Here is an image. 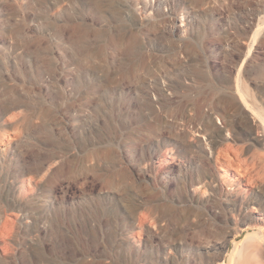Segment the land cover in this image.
<instances>
[{
	"label": "rangeland",
	"instance_id": "rangeland-1",
	"mask_svg": "<svg viewBox=\"0 0 264 264\" xmlns=\"http://www.w3.org/2000/svg\"><path fill=\"white\" fill-rule=\"evenodd\" d=\"M98 1L0 0V264L227 263L264 231L228 203L264 190V0H119L130 27Z\"/></svg>",
	"mask_w": 264,
	"mask_h": 264
},
{
	"label": "bare ground",
	"instance_id": "bare-ground-1",
	"mask_svg": "<svg viewBox=\"0 0 264 264\" xmlns=\"http://www.w3.org/2000/svg\"><path fill=\"white\" fill-rule=\"evenodd\" d=\"M98 6L101 9L108 10L111 13H113L116 23H118L121 26L130 27L134 24L133 23L134 16L132 17L130 15L128 9L126 8L127 5L122 3L121 1L119 0H99ZM169 78H170V74L167 71V72L161 73L160 77L157 79H150L146 81L145 84H147L150 87H156V84L158 85L157 80L160 79V81L162 80V82L164 83L162 87L166 93H168L170 90L179 91L181 89L180 84H176L172 81H169ZM241 94L245 96L244 93H241ZM258 110L260 111H255L254 112L255 114L253 113L254 115L252 113L247 114L246 118H244V121L242 120L243 121L242 124L248 125V128L251 131L252 139H254L256 142L260 144H264V136H263L264 133H262L263 131H261L260 129L261 124H259V121H258L259 119L264 120L263 114H262L264 111L262 109H258ZM215 115H219L221 117L217 123L215 122V117H216ZM199 122L200 124L198 125L199 129L197 133L200 137H202V144L204 146L206 145L210 146L212 144L217 145L218 144L217 142L219 141V139L225 132H229L235 129V122L233 119L227 117L221 112L218 113L215 110L211 111L210 113H207L205 117H203L202 120ZM163 161H165V158H163ZM239 171L240 170H238V172ZM248 185H249V182L247 184L245 183L243 185L244 187L239 185L238 190L237 188L235 189V187L232 188L233 190L230 191V194L228 193L229 194L228 203H230L234 207V209L241 211L243 207H246L247 205H249L250 203L249 197H253L254 200L258 202V204L253 205L254 212L262 216V219H259L260 221L258 222L264 223V190L263 189H250L251 185L249 186ZM244 233H245V237L243 238V240L240 243H238V245L234 243L232 249L230 250L228 249L229 251L228 262L227 263L226 261L223 262L224 261L223 260L219 264H251L248 256L255 254V252L257 251L256 250L257 246L264 242V231L262 230L261 226L258 227L257 225L255 227H252L251 229H246Z\"/></svg>",
	"mask_w": 264,
	"mask_h": 264
}]
</instances>
